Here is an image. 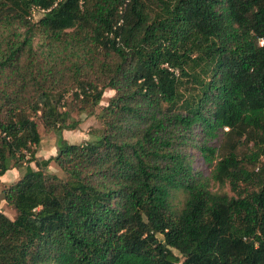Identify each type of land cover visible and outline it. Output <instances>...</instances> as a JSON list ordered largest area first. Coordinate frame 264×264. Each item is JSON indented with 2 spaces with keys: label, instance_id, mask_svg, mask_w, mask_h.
<instances>
[{
  "label": "trees",
  "instance_id": "16d2710c",
  "mask_svg": "<svg viewBox=\"0 0 264 264\" xmlns=\"http://www.w3.org/2000/svg\"><path fill=\"white\" fill-rule=\"evenodd\" d=\"M21 164L0 264H264V0H0V177Z\"/></svg>",
  "mask_w": 264,
  "mask_h": 264
},
{
  "label": "rangeland",
  "instance_id": "374dc122",
  "mask_svg": "<svg viewBox=\"0 0 264 264\" xmlns=\"http://www.w3.org/2000/svg\"><path fill=\"white\" fill-rule=\"evenodd\" d=\"M40 16L39 12H34V17L38 18ZM33 18V19H35ZM113 92L107 90L102 97V100L100 102L99 107L95 110V115L100 112V109L104 106L107 105L108 100L110 97H112ZM67 100H69L70 96L66 95ZM72 116L75 118V120H79V126L76 130L73 131H63L62 135L63 138L70 144H80L86 140H92L93 138L88 135V133L93 130V129H98L100 127V124L98 123L97 119L95 116H86V115H81L78 116L76 112L72 114ZM38 131L41 137V142L38 148L36 149V157L41 158V159H48L51 156L56 155V135L54 132L46 130L41 123L38 125ZM25 164H21L19 166L21 170V175H23L25 171ZM32 168L35 169L34 164H31ZM195 167L201 169V171L204 173V175H209L211 168L204 166L201 162L200 159L196 160ZM49 172L52 174L57 175L60 178H64V175L62 172L59 170V168L51 163L49 167ZM212 191L213 192H225L228 193L229 195H232V193L229 190V187L226 186L224 188H219L218 185H212ZM0 200H2V193L0 194ZM182 200V195L178 193L174 199H173V204L180 206ZM0 211L4 212L10 219L14 218L15 212L14 210L4 207Z\"/></svg>",
  "mask_w": 264,
  "mask_h": 264
},
{
  "label": "crops",
  "instance_id": "0c3cea01",
  "mask_svg": "<svg viewBox=\"0 0 264 264\" xmlns=\"http://www.w3.org/2000/svg\"><path fill=\"white\" fill-rule=\"evenodd\" d=\"M25 172V171H24ZM21 175V170L19 167L8 170L2 177H0V194L4 190V188L11 183L17 181ZM5 207V202L0 200V210Z\"/></svg>",
  "mask_w": 264,
  "mask_h": 264
},
{
  "label": "water",
  "instance_id": "95a60500",
  "mask_svg": "<svg viewBox=\"0 0 264 264\" xmlns=\"http://www.w3.org/2000/svg\"><path fill=\"white\" fill-rule=\"evenodd\" d=\"M36 166V165H35Z\"/></svg>",
  "mask_w": 264,
  "mask_h": 264
}]
</instances>
